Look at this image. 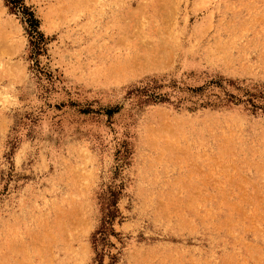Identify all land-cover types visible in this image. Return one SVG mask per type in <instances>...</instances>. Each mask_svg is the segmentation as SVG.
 Returning <instances> with one entry per match:
<instances>
[{"label":"rangeland","instance_id":"rangeland-1","mask_svg":"<svg viewBox=\"0 0 264 264\" xmlns=\"http://www.w3.org/2000/svg\"><path fill=\"white\" fill-rule=\"evenodd\" d=\"M0 264H264V0H0Z\"/></svg>","mask_w":264,"mask_h":264}]
</instances>
